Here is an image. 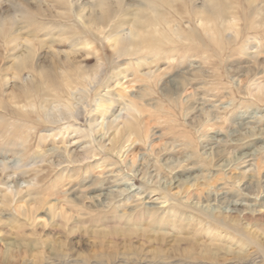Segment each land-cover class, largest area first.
<instances>
[{
	"label": "rangeland",
	"instance_id": "1",
	"mask_svg": "<svg viewBox=\"0 0 264 264\" xmlns=\"http://www.w3.org/2000/svg\"><path fill=\"white\" fill-rule=\"evenodd\" d=\"M262 9L264 0H0V197L14 202L0 205V264H264V213L230 214L209 197L264 196ZM135 14L153 45L122 52ZM27 42L40 68L57 58L50 81L16 74ZM76 69L87 80L71 86L85 100L69 113L51 85L66 88ZM119 183L145 201L86 199ZM29 193L44 204L23 216ZM61 205L82 216L52 219L49 206Z\"/></svg>",
	"mask_w": 264,
	"mask_h": 264
},
{
	"label": "bare ground",
	"instance_id": "2",
	"mask_svg": "<svg viewBox=\"0 0 264 264\" xmlns=\"http://www.w3.org/2000/svg\"><path fill=\"white\" fill-rule=\"evenodd\" d=\"M15 10V8H14ZM264 10V9H262ZM17 11V9H16ZM140 14H135L134 16V22L133 24H131V29H132V34L133 37L131 38L130 41V45H125V42L128 43V41H124V44L122 43L121 45H119V49L118 50H122V52H134L136 54H138L137 52L140 50H138V48L141 47L142 44H150L153 45L152 39H151V33L148 30L150 28L149 25L143 24V22H140ZM3 17V16H2ZM6 17V16H5ZM2 23H4V21H1V26L3 25ZM145 23V22H144ZM76 37V36H75ZM118 42L121 43L123 41L122 38H117ZM23 47H20L23 51L22 55L19 54L17 56L14 57V62L12 67L14 68V70L16 71V74L18 75L19 78L23 79L26 70H30V74L32 75H37L36 77V81H44V82H48L47 80L50 81V75L49 73H52L54 69H56V65H58V61L57 58L55 59V56L52 57V61L50 64V69H42L40 68L37 64H35V50H32L31 47H29V42H27ZM132 47V48H131ZM68 55L72 56L71 60L72 61H76L79 60L78 57V51L77 50H73L71 51ZM71 60L66 59L67 62H71ZM30 67V68H29ZM53 75V73H52ZM86 72L81 73V71L79 69H76V72H73V76H71L69 79L73 80V83L70 82V85L68 84V86H66V88H64V86H60V84H52L51 85V89L55 90V91H62V93L67 94V96L70 98L71 103L70 105L66 106L67 109L69 110V113H74V111L76 110L75 107L80 106L81 104H83V99L84 98V92L82 91V89L79 88L78 85H80L81 83H83L84 81L87 80L86 78ZM6 76L3 77V80L6 81ZM30 84L32 85L33 80H31V78L27 79ZM79 82L80 84H76L78 87H76L75 89L71 86L72 84ZM82 81V82H81ZM26 82V81H25ZM32 87V86H31ZM24 92V91H23ZM23 94V93H22ZM26 94V93H25ZM26 96V95H25ZM65 115V114H63ZM74 118V117H73ZM136 131V128L133 124H130V126L124 128V131H122L124 136H132ZM112 145L116 144V140L112 139L111 140ZM251 154L245 153L243 155H241L240 158H237V162H239V165H245V164H250L249 162L251 161ZM222 170L224 171H228L231 169L232 164L230 162H223L220 166ZM137 174H139V172H137ZM141 175V174H139ZM153 176V175H151ZM175 182H177V180H175ZM112 182H110V178L107 179V181L105 182V184H111ZM123 188H121V186H123ZM178 187V185L176 186V183L170 182L167 183L164 188L167 187ZM129 184H115L114 187L110 190L108 189V187L101 188V193L98 196H93V197H89L86 198L87 200L90 199V202H92L93 204L95 203L97 205V207H101L104 206L105 202L107 199H111L114 201H119L121 202L123 200V198L125 199V197H127V199L131 198L132 194H137L138 195V199L139 201H141L143 199L144 200V196L141 195V193H136L137 190H133L131 187L128 189ZM2 193H0L1 195ZM218 196H220V199H218ZM240 196V195H239ZM209 197H214L213 201L214 204L213 206H217L218 208H220L221 210H225L227 213L230 214H239L241 215V217H246V216H261L263 215V211L261 210V208H264V196L262 195H255L253 197L252 194L250 193H246L241 195V197L238 196H231L232 198H234L232 200V198H229L228 192H223L221 194H211L209 195ZM74 199H78V197H73ZM13 202L12 197L9 195H2L0 197V205L2 207H4L5 205H11ZM22 205L19 207L20 209V214L23 216H31L33 215V212L36 211L38 209L39 206L43 205L44 203L42 202V200H40L38 197L33 196L31 193L27 194V196L22 198ZM211 203V202H210ZM148 205L149 208H158L159 205L161 204L160 202H147L146 203ZM70 210V211H69ZM49 212H51L53 215L52 219L54 218H62V217H67L68 220H72L74 218H80L82 216L81 214H78L77 217L74 216L73 211H71V209H65L64 205H61L59 208L57 206H49L48 209ZM69 212H71L69 214ZM73 214V215H72ZM6 215V214H4ZM211 256V255H210Z\"/></svg>",
	"mask_w": 264,
	"mask_h": 264
}]
</instances>
